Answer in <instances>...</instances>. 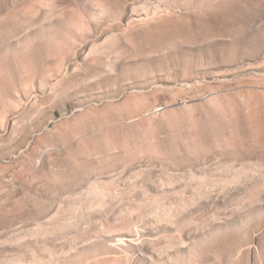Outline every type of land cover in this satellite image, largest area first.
Masks as SVG:
<instances>
[{"label": "rangeland", "instance_id": "1", "mask_svg": "<svg viewBox=\"0 0 264 264\" xmlns=\"http://www.w3.org/2000/svg\"><path fill=\"white\" fill-rule=\"evenodd\" d=\"M0 264H264V0H0Z\"/></svg>", "mask_w": 264, "mask_h": 264}, {"label": "built area", "instance_id": "2", "mask_svg": "<svg viewBox=\"0 0 264 264\" xmlns=\"http://www.w3.org/2000/svg\"><path fill=\"white\" fill-rule=\"evenodd\" d=\"M158 111H160V107L158 108Z\"/></svg>", "mask_w": 264, "mask_h": 264}, {"label": "bare ground", "instance_id": "3", "mask_svg": "<svg viewBox=\"0 0 264 264\" xmlns=\"http://www.w3.org/2000/svg\"><path fill=\"white\" fill-rule=\"evenodd\" d=\"M160 110H162V109L160 108Z\"/></svg>", "mask_w": 264, "mask_h": 264}]
</instances>
